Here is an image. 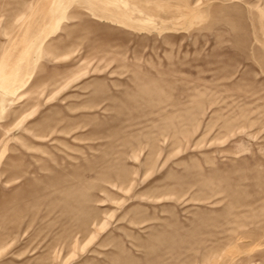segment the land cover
<instances>
[{"label": "rangeland", "instance_id": "1", "mask_svg": "<svg viewBox=\"0 0 264 264\" xmlns=\"http://www.w3.org/2000/svg\"><path fill=\"white\" fill-rule=\"evenodd\" d=\"M0 264H264V0H0Z\"/></svg>", "mask_w": 264, "mask_h": 264}]
</instances>
